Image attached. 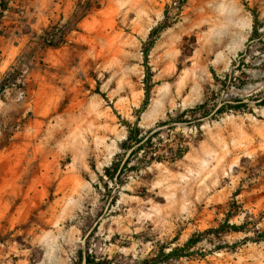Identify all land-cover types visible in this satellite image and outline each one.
I'll return each mask as SVG.
<instances>
[{"label":"rangeland","instance_id":"obj_1","mask_svg":"<svg viewBox=\"0 0 264 264\" xmlns=\"http://www.w3.org/2000/svg\"><path fill=\"white\" fill-rule=\"evenodd\" d=\"M6 3L0 264H75L85 249L113 264H264V0ZM52 27L62 43L42 46ZM125 122L187 152L106 181ZM225 223L244 230L156 258Z\"/></svg>","mask_w":264,"mask_h":264},{"label":"trees","instance_id":"obj_2","mask_svg":"<svg viewBox=\"0 0 264 264\" xmlns=\"http://www.w3.org/2000/svg\"><path fill=\"white\" fill-rule=\"evenodd\" d=\"M90 7H83L85 12H88ZM7 10V3L6 0L0 1V20L3 13ZM166 15V11H165ZM166 25L160 24L159 26L155 27L150 33V40L153 35L158 34L161 30H163ZM64 32L60 31L57 28H48L43 31V33L39 36V41L42 46L46 47H57L63 41ZM153 44V41H149L147 43L146 48L143 51V59L145 62V102L148 100L149 93H150V71L147 66V56H148V49ZM9 81L5 78L0 81V94L5 90L8 86ZM242 106H236L234 108H241ZM259 106L264 107V99L259 102ZM223 109H217L216 112H220ZM207 111H203L202 115L205 116ZM164 125V124H162ZM162 125H159L162 126ZM126 127V138L120 143L119 148L122 151L121 154H118L116 158L110 163L108 167L103 169V176L105 177L106 181H110L112 183L120 182V177L123 176L124 172L129 170H136L138 166H143V164H151L152 162H161L164 158L169 156L170 162H175L181 159L185 153L187 152V147H183L181 144H177L175 148H166V145L162 144V140L157 137L156 140H153L154 136H157V132L152 130L146 131L143 133L142 129L139 127L138 123H129L125 122ZM137 159L139 161L138 166H131L130 162L132 159ZM225 226L228 230L223 229V226L218 228H211L203 231L202 233H198L195 236L189 238L182 247H175L172 248L169 252L164 253L163 249H160L159 253L157 254L156 258H162L165 260L175 259L178 260L183 255V252L189 250L195 244H197L204 235L208 234H222L228 231H242L244 230V224L239 226L237 225H229L225 223ZM262 236H260L261 238ZM75 264H113L110 259L107 258H96L95 256L91 255L89 249L78 250L76 252ZM138 264H149L147 261H142Z\"/></svg>","mask_w":264,"mask_h":264}]
</instances>
